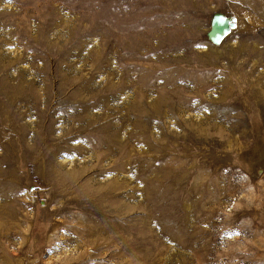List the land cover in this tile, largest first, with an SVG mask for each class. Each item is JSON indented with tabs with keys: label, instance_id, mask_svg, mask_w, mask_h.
Instances as JSON below:
<instances>
[{
	"label": "rangeland",
	"instance_id": "obj_1",
	"mask_svg": "<svg viewBox=\"0 0 264 264\" xmlns=\"http://www.w3.org/2000/svg\"><path fill=\"white\" fill-rule=\"evenodd\" d=\"M0 264H264V0H0Z\"/></svg>",
	"mask_w": 264,
	"mask_h": 264
}]
</instances>
